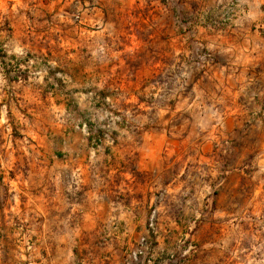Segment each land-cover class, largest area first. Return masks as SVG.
Here are the masks:
<instances>
[{"label":"rangeland","instance_id":"rangeland-1","mask_svg":"<svg viewBox=\"0 0 264 264\" xmlns=\"http://www.w3.org/2000/svg\"><path fill=\"white\" fill-rule=\"evenodd\" d=\"M50 4L0 0V264H264V0Z\"/></svg>","mask_w":264,"mask_h":264},{"label":"crops","instance_id":"crops-1","mask_svg":"<svg viewBox=\"0 0 264 264\" xmlns=\"http://www.w3.org/2000/svg\"><path fill=\"white\" fill-rule=\"evenodd\" d=\"M60 1L61 0H51V4L49 5V7L52 9V10H54L55 8H57L58 6H56V5H59L60 4ZM40 6L43 8V7H45L44 5H43V3H41L40 2ZM39 6V7H40Z\"/></svg>","mask_w":264,"mask_h":264}]
</instances>
